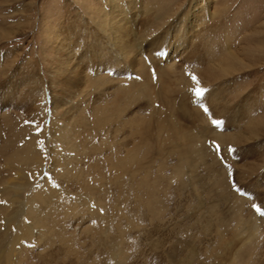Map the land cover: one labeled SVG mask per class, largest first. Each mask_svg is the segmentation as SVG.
Instances as JSON below:
<instances>
[{
  "label": "rangeland",
  "instance_id": "obj_1",
  "mask_svg": "<svg viewBox=\"0 0 264 264\" xmlns=\"http://www.w3.org/2000/svg\"><path fill=\"white\" fill-rule=\"evenodd\" d=\"M192 1L144 0V8L150 10V14L142 16L140 6L137 3L136 8L132 11L126 9V13L128 12L127 21L132 22L134 20L133 30L137 34L142 32L138 23L145 20V17L152 15L155 17L162 15V13L171 16L174 11H180L184 7L188 8L189 4L191 6ZM118 2L120 6L125 5V0H118ZM83 3L84 0H0V202H2L0 203V244L8 241L6 242L7 247L16 241V247L12 254L0 255V264H264V232L258 233V236L256 234L250 237L248 232L243 231L244 225L237 224V217L232 218L234 210L231 203L234 200L232 195L243 199V223L249 218L250 210L257 214L260 219L261 230L264 229V222H262L264 221V214H262L264 213V157L259 156L262 154L264 146L262 145V148L253 147L255 148L254 159L250 158L252 155L242 158L246 152L244 146L254 145L255 142L262 143L264 139H261V135H257L253 140L242 144L228 143L223 146L212 141V137H207L205 147L209 149L212 156L195 164L194 170H189V166L184 165L183 168L179 169V173H177L178 169L175 168L179 161L176 152L168 153L164 151L160 156H144V147L140 145V150L137 152L138 158L145 164L147 162L151 163L147 172L149 183L152 185V181L160 176L159 183L161 186L159 188H156V185L153 188L145 186L143 188L127 187L121 188L123 192H119V188L115 187V182L118 179V175L116 176L117 169L114 170L117 164L116 158L111 155L110 161L107 162L106 157L112 149L117 154L121 153L122 157L131 154L133 139L129 137L130 127L127 125L122 133V138H125L122 139L120 134L118 138L122 141L113 145L112 139V142L108 144L105 136V127H107L105 120L107 122L114 121L118 118L119 111H116L117 105L106 107L107 105L101 102L105 97H100L101 93H97L95 90L87 98L79 96V98L73 99V105L81 107L80 111H73L71 114V116H75L72 127L75 128L76 135L80 133L76 138L78 141L76 142L80 147L78 152L79 163L71 171L62 169V161L57 162L58 167L54 165L51 154L46 151L47 148H52V144L45 140V133L43 137L40 136L43 129L50 125V118L44 117L43 110L39 112L37 108L34 110L29 109L33 103L27 93L32 88L44 91L46 87L47 90L49 89L47 81L49 82L51 79L50 70L53 67V64L49 61L50 57H54V55L52 56V53H50L44 57V53H42V50L48 51L46 41L52 38L49 35L50 38L46 39V29L55 26L59 27L58 30H61V28L66 30L72 27L80 30L83 25L92 23L91 16L88 15L89 7H85L86 3ZM97 3L105 5L104 0H97ZM202 6L204 9L202 8L203 19L200 28L201 30L211 28L212 31H208L214 35L212 37L206 33L208 45L210 44V47L219 45L221 48L219 53H221L226 48L225 43L230 35V39H232H229L230 49L233 52L238 51L237 60H233L228 56L229 54L227 56L222 54V58H220V60L228 59L229 66L234 71L232 76L235 81L234 89L237 88V90L240 89L246 92L244 90L248 86L250 88L252 86L259 87L262 91H258L257 96L264 104V0H206L205 3L202 0ZM211 14L216 15L211 17ZM161 26V24L153 23L150 28L158 35L161 33V31H158ZM67 32L65 37L71 38ZM170 34L172 33L170 32ZM170 34L164 39L162 48L160 50L156 49L159 52H156L155 49L153 52L156 55V61L162 65L165 63L167 54L165 44L167 45V40L170 39L172 42L174 39ZM212 41L217 44L215 45ZM72 42L70 47H72L73 56L75 55L74 64L77 62L82 69H85L87 65L88 69V62L91 58L86 57L81 64L79 58L83 53V48L81 50L82 43ZM42 46L44 47L42 48ZM84 51L86 50L84 49ZM190 51L191 49L187 48L181 51L182 53L180 52L182 55L177 52L173 57L177 60V63L174 62L181 65L184 78L188 77L191 80L194 76L191 73L194 63L189 58ZM119 67H109L110 71L106 73L107 77L114 80L107 86V89H112L110 90L111 93L108 94V101L117 96L120 99L121 96H115L113 91L117 86L125 85L133 78V74L128 71L127 67L124 65H119ZM202 67L205 68L206 66L194 68L204 71L205 69L203 70ZM118 70L124 72L125 75L116 76L115 71ZM85 72L84 74L88 75V70ZM153 73L154 71L151 70L150 75L154 78ZM34 74L39 75L40 80H34L39 83L31 86L26 85L30 78H34L32 76ZM93 74V72H90L91 76ZM218 75L217 72L215 76ZM23 76L25 77L23 78ZM22 78L24 81H21ZM42 78L43 80L47 79V81H43ZM10 81L16 83L18 88H14L15 90L6 89V87H9ZM195 81L196 89L201 88L199 86L200 81L198 79ZM112 84L116 87L114 88ZM11 86H13L12 83ZM58 89H60L59 85ZM58 89L54 91L57 92ZM172 89L177 91L174 86H172ZM24 90L26 92H24V95L27 94L26 97L22 92ZM7 92H10V94H7ZM154 92L152 94L153 100L160 102L166 97L175 95L166 94L167 91L160 94L157 91ZM12 93L14 95L9 97ZM203 95L204 93L199 97L197 96V99H202ZM40 97L42 99V94L38 95V98ZM48 97L46 96V98ZM96 98L97 100H95ZM127 99L130 100L129 103L124 104L121 98L122 108H126L124 113L121 114V119L123 117L129 119L131 115L133 117L135 114V119H145L144 121L151 117L149 112L151 103H148L147 99H140V97L136 100L130 97ZM95 101L96 103L93 104ZM93 107L101 108H98L97 111L93 110ZM201 110L205 114L208 113V110L206 112L204 108ZM24 111L26 112L24 113ZM253 117L252 123L255 121L257 130L260 125L264 124L262 122L264 110L254 114ZM256 117L261 118L258 120ZM107 118L111 120L108 121ZM219 120L222 124V120ZM178 121L180 122H178V126L183 127L181 131L194 133L203 127L199 126L198 122L192 123V125L183 119ZM115 123L113 125H117ZM243 126L241 125L239 130L242 131ZM210 128L219 133L229 134L233 132L232 130L224 131V127H217L213 123ZM13 129L14 131H12ZM151 130L155 136L156 126H153ZM160 135H165V131H161ZM35 138H37L34 142L37 144L36 150L40 153V163L31 160L24 163L23 160L20 161L19 159L18 162L14 161L13 157L20 154V152L18 154H15V152L21 150L23 145L33 142ZM165 138L166 136L163 137V139ZM177 143L183 145L184 141L179 138ZM57 145L59 146V144ZM108 145L113 147L108 148ZM229 148L233 150L229 151ZM105 150H107V153ZM58 153L60 156H74V153L69 152L66 154L62 151ZM102 153L104 154L103 158ZM99 154L101 155L97 158ZM212 157L217 165H213V169L210 171L205 162H210ZM36 163H38L37 167L34 166ZM159 164L160 168L158 170ZM79 165L81 168L78 167ZM238 166L243 167L237 169ZM110 167L115 168L110 169ZM219 167L226 170L223 180L222 177L216 176ZM244 167H250L251 170L247 168L246 170ZM145 170L143 169L139 176H144ZM63 172L66 173L64 176L68 175V180L60 177ZM122 175L123 173H121ZM128 178V174L122 176L124 182ZM44 182H48L57 190L59 189L61 194L56 202V212L50 217H47L46 212L38 209V211H41L38 217L47 219L42 220L41 224L44 225L40 226L36 225L32 217L26 215V213L29 208L28 205L31 203L30 199H33L38 191L37 189ZM221 194L222 196L225 195L228 201L220 200L222 199ZM85 197L94 198L95 205H93V208L112 219L108 223L109 226H104L103 221L97 220V222L90 218L88 209L83 208L85 207L83 204L86 202ZM99 199L101 200L99 201ZM42 208L49 211L46 206ZM257 208L260 210L259 212L256 210ZM210 210L211 213L208 212ZM10 216L13 222L9 220ZM16 216L18 217L15 220L17 223L13 220L17 218ZM219 217L226 222H219ZM7 220L10 222L8 223ZM18 227L21 230L19 232ZM25 227L30 230V233L26 239H23L21 232L27 231ZM4 230L7 233L6 231L4 233ZM104 230L107 235L106 233L101 235ZM120 231L123 239L119 237ZM95 238L98 240L96 241ZM249 240L252 241L249 242ZM110 243L121 244L119 252H121L122 257L113 256L112 251L107 252L104 250ZM77 251H80L79 257L75 258ZM76 260L80 261L75 262Z\"/></svg>",
  "mask_w": 264,
  "mask_h": 264
},
{
  "label": "bare ground",
  "instance_id": "obj_2",
  "mask_svg": "<svg viewBox=\"0 0 264 264\" xmlns=\"http://www.w3.org/2000/svg\"><path fill=\"white\" fill-rule=\"evenodd\" d=\"M104 1H105V5H99V3H97V0H87V1L84 0V3H86L85 7L86 6L89 7L88 15L91 16L92 23L88 25H83L82 28H80V30L76 29L75 27H72L66 30H64V28L63 29L61 28V30H58L59 27H55V26L48 27L46 29L45 31L46 39L50 38L49 35L52 36V38L51 40L46 41L47 44L49 45V46L47 45L48 51L42 50V53H44L43 54L44 57L45 55H48L50 53H52V56L54 55V57H50V61H49L51 62V64H53V67L50 70L51 79L49 82L47 81V79H44L48 83L47 86L49 87L48 89L49 91L47 90V87L45 86L46 87L45 91L40 90L38 88H35V89L32 88L30 92L27 93L28 95H30L29 96L30 100L33 103L29 109L34 110L37 108L39 112L43 110V112L45 113L44 117L50 118V125L46 129L45 128L43 129V133L40 136L43 137L45 133V140H47L49 144H52V148H47L46 151H48L51 154L52 156L51 160H53V163L56 167H58L56 165L57 162L62 161V169L63 170L69 169V171H71L72 168H74V166L77 163H79L80 159H79L78 152H79L80 147L77 144L78 141L76 138H77V135L79 136L80 133L76 135L75 128L72 127V124L75 121V116L74 115L71 116V114L73 113V111L75 112L80 111L79 109L81 107L79 108V106L73 105V99L79 98V96H82V97L84 96V98H87L89 97L90 93H92L95 90L97 93L98 92L101 93L100 97L102 98L105 97V99H102V98L100 99H102L101 102L103 104L107 105L106 107L108 106L113 107V105H117L116 111H119V116L117 119H114V121L107 122L105 120V124L107 125V127H105V136L107 137L108 144L112 142V139H113V143H112L113 145L122 141V139L125 138V137L122 138L123 137L122 133L127 125L130 127L129 137L133 139V145L131 147V154L125 155L124 157H122V155H120L121 153L117 154V152L112 149L108 152V155L106 157L107 162L110 161L111 155H113L114 158H116V163H117L116 168L110 167V169H113V168H115L114 170L117 169L116 176L118 175L117 177L118 179L115 182V187L119 188V192L122 191L121 188H127V187L143 188L145 186L147 188H153L156 185L157 186L156 188H159L161 186L159 183L161 180L160 176H158L155 179V181H152L153 182L152 185L149 183L148 181L149 177L147 175V172L150 169L149 166L151 165V163L147 162L145 164L138 158L137 152L140 150V145L141 146L143 145L144 147V156H147V155L160 156L162 155L164 151H167L168 153L176 152L179 161L176 164L175 168L178 169V171L177 170L176 171L177 173H179V169L183 168L184 165L189 166V170H194V167L196 166L195 164L201 162V160H203L204 158H208L212 156V153L209 152V149L205 147V142L207 140V137H212L211 138L212 141L220 144V146L227 145L228 143H236V144L241 143L242 144L244 142L253 140L254 137H257V135H261L262 136L261 139H264L263 137L264 136V132H263L264 124L260 125L258 129L256 130L255 121L252 123V121L254 120L253 115L258 112H262L264 110L263 109L264 104L260 101V99L257 96L258 94L257 92L262 91V89L259 87H254V86H252L251 88L250 86H248L247 88H245V90L242 89L246 92H243L240 89L237 90V88L234 89L235 81H234V78H232L234 71H232L233 70L231 69L232 67L229 66L228 59L220 60V58H222V54L225 56L229 54L228 56H230L233 60H237L238 58L236 56L238 55V51H235V52L231 51L229 42L232 39H230V35L227 37V40L225 39L226 48L224 47L225 49H223L221 53H219V50L221 49L219 45L217 46L212 45L213 47H210L209 46L210 44L208 45V42H206V39H207L206 33H208L212 37L214 35L212 32L208 31V30L212 31L211 28L210 29L206 28L205 30H201L200 28V26L202 25V19H203L202 11L204 9L202 6V0H199V1L193 0L191 3V6L189 4L188 8L184 7L180 11H174L171 14V16L163 15L162 13V15H158L155 17L153 15L150 17H145V20H141L140 23H138V25L142 29V32L137 33V34L134 33V30H133L134 20L132 22L127 21L128 12L126 13L127 11L126 9L128 8V10L132 11L134 8H136L135 6L138 3L141 9L140 13L142 14V16H148L151 11L144 8V5H143L144 0H125L124 6H120L118 0H104ZM205 1L206 0H203L204 3ZM215 15L216 14H213V15L211 14L210 16L214 17ZM153 23L162 25L160 30H158V31H161L160 34L162 36H159L160 34L156 35L157 33L155 34L154 31H151L150 26H152ZM66 32L70 34L71 38L65 37ZM170 32L172 34H170ZM202 33H204L205 35L204 34L202 35ZM169 34L174 39L172 40V42L170 41V39L169 40L166 39L167 45L165 44V47H166L167 54L165 57L166 58L165 63L162 65L160 62L156 61L155 59L156 55L153 52L156 49L160 50L162 48V44L165 41L164 39L167 38ZM198 38L199 40H197ZM72 41L74 43L76 41L82 43L81 50L83 48V51H82L83 53L81 57L79 58L81 64L83 63L86 57L91 58L90 61L88 62L89 64L88 69L86 67L87 65L85 66V69H82L81 66H78L77 62L74 64L75 55L73 56V53H72L73 50H72V47H70V44ZM213 43L215 44V42ZM43 47L44 46H42V48ZM187 48L191 49L190 55L189 54L188 55L190 56L189 58L193 60L194 67L206 66L205 68L202 67L203 70L205 69L204 71H201V69H195L194 67L191 68V73L194 74L196 79L200 81L199 86L205 90L203 92L204 93L203 98L200 100L197 99L198 97L195 94L196 81H194L193 79L190 80V78L188 77L186 79L184 78L182 71H181V65L176 64L177 60H175L176 58L173 57L175 53L177 52L180 53L181 51H184ZM84 49L87 52L84 51ZM156 52H159V51L156 50ZM181 53L179 55H182ZM119 65H124L125 67H127L128 71H131L130 73L133 74L132 75L133 78H131V80H129L128 82L126 80L127 83L125 85L117 86L116 84L117 82L114 83L117 86V87L115 86L116 88L114 87V84H112V86L115 88V91H113L114 95L115 96L119 95L121 97L120 99H118L119 97L117 96V97H114L113 100L108 101L109 100L108 94L111 93L110 90L112 89H107V86L111 84L112 82H114V80L112 78L107 77L106 73L107 71H110L109 67H119ZM86 70H88L87 72L88 75L84 74L86 73L85 72ZM151 70L154 71L153 73L154 78L150 75ZM90 72L94 73L93 76L90 75ZM217 72L219 75L216 77L215 75ZM115 75L122 76L125 74L124 72H120V70H118V71H115ZM32 76L34 78H30L27 81L26 85L31 86V85H36L39 83V82L34 81L35 79L40 80L39 75L34 74ZM24 77L25 76H23V78ZM23 78L21 81H24ZM229 79H232V80H229ZM11 83L13 86H11ZM58 85L60 86V89H58ZM172 86L177 88V91H174L172 89ZM103 87H106V88L102 89ZM14 88L15 89L18 88L17 84L10 81V85L9 87H6V89L10 90ZM56 89H58L57 92L54 91ZM154 91L159 92V94L162 93L163 91H167L166 94L171 93L177 96L174 95L172 97H166L164 100H161V102L154 101L152 98V94L155 93ZM22 92L24 95L25 90ZM45 92L48 94H46ZM7 94H10V92H7ZM40 94H42V99L41 97L38 98V95ZM13 95L14 93H12L9 97H12ZM46 96H49V97L46 98ZM128 97L132 98L133 100H136V98L138 99V97H140V99L141 98L147 99L149 101L148 103H151V106H150L151 110L149 111L151 117L146 121H144L145 119L144 120L141 119L144 122L139 119H135L134 116L136 114L133 115V117L131 115L129 119H127V117L125 118L123 117V119H121V114L124 113V110L126 109V108H122V103L124 102V104H126L128 101H130L127 99ZM121 98L123 99V102ZM95 100H97V98ZM95 103L96 101L93 104ZM85 107L87 108V106ZM98 108H101V107H93L92 109L98 111ZM202 108H204V110L206 108L208 110V113L207 114L203 113V111L201 110ZM26 111H24V113ZM18 116H21V115H18ZM256 118L259 120L261 117L259 118L256 117ZM179 119H183L184 121L190 122L191 124L198 122L199 126L201 125L203 127L201 130L197 132L195 131L194 133L191 131L190 132L181 131V128L183 127L178 126ZM214 119L222 120V124H220V126L224 127V131L232 130L233 132L226 134V133H219L211 129L210 126L212 127V120ZM109 120L111 119H108V121ZM114 122H116L115 124L117 125H113ZM262 122H264V119L262 120ZM241 125L244 127L242 131L241 129L239 130V127ZM153 126H156L157 128V131L155 132V136H154L153 131L151 130ZM12 131H14V129ZM161 131H165V135L163 136L160 135ZM120 134H121L122 139L118 138V135ZM164 136H166L165 139H163ZM179 138L183 139L184 141L183 145H180L177 143V140H179ZM35 140H37V138H35L33 142H29L30 144H27L25 146L23 145L21 150H18L17 152H15V154H18L19 152L20 154H18L16 157H13L14 161L18 162L17 160L19 159L20 161L23 160L24 163L26 161L30 162V160L34 162H39L40 153L38 152V150H36L37 144L34 142ZM57 144H59V146ZM249 145L250 144H248L247 146H244L245 147L244 151L246 152L244 153V157L242 158H245V157L247 158L248 156L250 157V155H252V157L250 158L254 159L255 158V156H253L255 152L254 149L260 148V147L262 148V145L264 146V140H262V143L259 142L258 144L255 142V144L250 145V147ZM108 146H109L108 148L113 147L112 145H108ZM118 147L120 148V146ZM84 150H85V147H84ZM117 150L118 152H120L119 149ZM61 151L64 152V154H66L67 152L74 153V156L73 157H69L66 155L60 156L58 152H61ZM106 151L107 150H105V152ZM261 153H260L261 155L259 156L263 158L264 150ZM100 155L101 154L97 155V158ZM103 155L104 154L102 153V158H103ZM20 161L19 163H21ZM37 164L38 163H36L34 166L37 167L36 166ZM205 164H206V167L209 168L210 171H212L213 169L212 166L217 165V162L212 157L210 162L208 163L205 162ZM78 167H80V165ZM242 167L243 166L241 167L238 166L237 169H241ZM159 168H160V164L158 165V170ZM246 168L248 170H251L250 167H244V169ZM143 169H146L144 176H141V175L139 176V173L143 171ZM225 172L226 170L223 167H219V170L217 171L216 176L218 175V177L220 178L222 177V180H223L225 178L224 176L226 175ZM121 173H123L122 176H126L127 174L129 175V178L127 179L126 182H124V180L122 179ZM65 174L66 173L63 172L60 175V177L64 178L65 180H68L67 178L68 175L64 176ZM44 183L37 189L38 191L34 195L33 199H30L31 203H29L28 205L29 207L28 211L26 210L27 211L26 215H30L32 219L34 220V222L36 223V225H40V226L44 225V224H41L42 220H47V219H45L44 217L43 219H40L38 217L41 212L40 210L38 211V209H41L43 212H46L47 217H50L51 215L54 214V212H56V209H57L55 207L57 204L56 202L58 200V197L61 194L59 189L57 190L56 188H53L51 184H49L48 182L45 184ZM110 183L108 184L110 185ZM21 185L23 186V184ZM232 196L234 200H232V202L229 201L232 203L233 210H234L232 218H234V216L237 217L238 219L237 224L244 225L242 228L243 231L248 232L250 237L256 234L258 236V233L264 232V229L261 230L262 227L260 226V223H259L260 222L259 217L257 216V214H255L254 212L250 210H249L250 212L249 218H247V220L243 223L244 217H243L242 207H243L244 201L243 199L237 198V196L235 195H232ZM86 197H85L86 202L83 204V206L85 207L83 208L88 209L87 211L90 215V218H92L95 221L97 220L103 221L102 224L104 226H107L108 223L112 219L105 216L104 213H102L103 214L102 215L100 212L96 211L93 208L94 207L93 205H95L94 198L92 197L86 198ZM220 197L222 198L220 200L224 202L228 201L227 198H225V195L222 196L221 194ZM100 200L101 199H99V201ZM76 203L79 204L78 202ZM45 206L48 208L49 211L42 208ZM208 212L211 213V210ZM23 214L25 215V213ZM156 214H159V213L157 212ZM10 218L11 216L9 217V220H11ZM17 219L18 217L16 219L14 218L13 219L14 222ZM218 219H219V222H224L223 218L219 217ZM9 222L10 221H8V223ZM15 223H17V221ZM19 228L20 227H18L17 229L18 232L21 231ZM28 228L25 227L27 231L21 232L23 235L22 237L23 239H26V237L29 236L30 230ZM5 231L6 230H4V233ZM107 231L108 233H110L109 229H107ZM105 233L106 231L104 230V232H101V235H105ZM6 236L8 237V235ZM61 236L63 237V235ZM119 237L123 239V235L121 231L119 232ZM92 238L94 239V237ZM250 241L252 240H249V242ZM4 242L0 244V255L6 256V255L12 254V252L14 251V248L16 247L15 245L16 241L13 242L12 240L13 243L10 242L11 245L7 247H6V242L8 241H4ZM120 247H121V244L117 245L116 243L115 244L110 243V245H107V248L104 249L103 247V249L106 250L107 252L112 251V253H114L113 256L114 255L119 256L120 258L122 257V255H120L121 252H119ZM59 250L61 251V249ZM79 252L80 251L76 252L77 257L75 256V258L79 257ZM78 261L80 260H76L75 262H78ZM83 263H84V260H83Z\"/></svg>",
  "mask_w": 264,
  "mask_h": 264
},
{
  "label": "snow or ice",
  "instance_id": "obj_3",
  "mask_svg": "<svg viewBox=\"0 0 264 264\" xmlns=\"http://www.w3.org/2000/svg\"><path fill=\"white\" fill-rule=\"evenodd\" d=\"M192 79H193L194 81L196 80V78H195L194 76L192 77ZM204 91H205L204 89L197 88L195 94L199 97V96H201V95L203 94ZM205 111L207 112V109H206V108H205ZM212 123H213V125L219 127L220 124H221V121H220V120H215V119H214V120H212ZM232 150H233V149L229 148V151H232ZM0 203H2V202H0ZM253 207L256 208L255 205H253ZM256 210H257L258 212L260 211L258 208H257ZM262 214H264V213H262Z\"/></svg>",
  "mask_w": 264,
  "mask_h": 264
}]
</instances>
